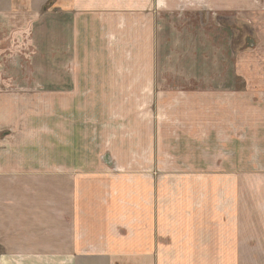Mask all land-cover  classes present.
Instances as JSON below:
<instances>
[{"label":"crops","instance_id":"crops-1","mask_svg":"<svg viewBox=\"0 0 264 264\" xmlns=\"http://www.w3.org/2000/svg\"><path fill=\"white\" fill-rule=\"evenodd\" d=\"M176 1L168 6V0H0V57L9 54L23 63L17 73L20 80L13 79V91L27 86L22 90L37 93L35 96L45 99L48 94L54 108L53 151L42 149L45 155L53 152L52 161L48 159L53 171L47 172L46 158L38 157L40 149L28 138L38 130L27 126L36 117H25L20 109L28 103L20 95L0 92V264H222V251L230 253L224 264H236L238 246L243 243L247 249L237 213L233 219L229 214L227 226L226 215L213 211L216 196L213 203H207V195L200 194L209 187L217 194L222 187V174L213 172L205 179L209 163L215 165L213 153L221 149L238 169L241 147L233 134L224 143L225 151L219 131H211L208 137L205 130L202 135L196 131L193 136L198 141L184 135L182 129L178 136H168L167 153L172 151L180 160L188 153L194 158L191 168L196 179L175 180L183 189H172L169 179L112 175L103 165L96 170L81 158L87 155L88 142L83 145L78 140L79 108L100 109L104 102L109 104L107 95L113 92L109 87L114 79L97 67L101 62L106 65L109 46L101 28L111 25L110 13L123 12L126 7L127 13L137 11L139 22L149 16L144 27L155 30L161 91L171 90L175 77L178 88L191 87L188 93L193 95L226 96L228 90L223 89L234 88L236 64L222 88V53L232 55L225 43L227 27L222 28L221 22L216 27L218 19L207 23L200 18L198 14L206 7L190 9L180 17L183 9L178 10L181 4ZM220 3L212 9L219 16L223 11ZM12 13H23L29 21L25 25L28 35L18 40L32 49L29 53L7 51L19 44L14 38L3 39L4 32L13 30L9 28L15 21ZM211 22L214 27L207 30ZM21 31L16 33L21 35ZM172 60L177 61L174 69ZM201 65L208 69L200 70ZM15 68L7 69V74ZM198 98L196 107L210 108L208 117L217 114L214 106L223 104H206ZM195 113L188 116L191 121ZM221 162L216 165L219 171H231L228 161ZM190 183L197 193L187 192Z\"/></svg>","mask_w":264,"mask_h":264},{"label":"rangeland","instance_id":"rangeland-1","mask_svg":"<svg viewBox=\"0 0 264 264\" xmlns=\"http://www.w3.org/2000/svg\"><path fill=\"white\" fill-rule=\"evenodd\" d=\"M220 1L223 11L219 16L212 9L217 8ZM172 2L177 1L168 0L167 5L171 6ZM178 4H181L178 10L183 9L179 13L180 17L186 14V11H191L190 9L200 10L206 7L205 12L198 14L200 18L202 16L207 23L218 19L214 22L216 27L220 25L218 22H221L222 28L227 27L229 35L226 36L225 43L232 55L229 56L228 52L222 53L225 67L222 68V88H225L229 73L234 72L232 65L236 64L238 77L234 81V88L230 91L223 89L228 90L225 92L226 96L222 93L193 95L188 93L191 87L178 88L179 81L175 77L171 90L161 91L158 86L163 81L160 75L157 76L159 65L155 30L153 27H144L145 19L150 20L149 16L145 15L144 20L139 22L137 11L127 13L126 7L123 12L117 10L110 13L113 16L109 18L111 25L105 30L103 25L101 28L109 46L108 55L104 56L106 65L101 62L100 67H97L102 74L114 79L109 87L113 92H108L109 104L104 102L100 109L95 106L88 109L79 108L78 140L83 145L88 142L85 149L87 155L81 158L96 170H100V165H103L105 171L112 175L127 174L138 177L141 174V177L152 181L169 179L172 189H183V185L175 180L180 177L196 179L192 176L191 168L194 158L191 160L193 155L188 153L180 160L172 151L171 154L167 153L168 136H178L179 129L184 131V135L194 139L196 131H200L202 135L205 130L207 137L211 131H219L221 148L225 151L224 143L229 141L233 134L239 141V149L241 147L238 169L232 164L234 161L228 160V156L220 152L221 149L218 153H213L210 158L216 159L215 165L209 163L211 168L206 171L205 179L211 178L213 172L222 174V187L216 190L217 194H213V187L206 188V191L200 190V194L203 192L207 195V203H213V196H216L213 211L225 214L226 219L229 214L233 219L234 213H237L239 233L242 235L243 231L242 241L248 245L247 249L243 243L238 246L236 264H264V0H178ZM51 6L52 3L48 4L47 10ZM245 7L254 9L247 13L243 12ZM231 8L238 10L229 11ZM22 14L12 13L15 21L14 26L9 28L14 31L3 33V39L14 38L19 43L14 47L15 50L7 51L29 53L32 50L18 41L28 35L25 25L29 21L24 19ZM214 25L211 22L207 30H212ZM17 31H21V35H18ZM2 50L0 48V52ZM91 60L88 61L94 64L95 60ZM207 60L209 61V58ZM22 65V60L12 59V55L0 57V71H4L0 75V92L20 95V99L28 103L20 108L21 112L25 117L35 116L36 120L29 122L27 126H30V129H38L28 138L32 139L33 146L40 149L38 157L46 158L45 171L51 172L53 169H50L48 159L51 158L52 161L53 152H50V155L47 152L45 155L42 149L45 152L47 148L53 151L52 96L46 94L44 99L42 96H35L37 93L22 90L27 86L21 88L23 92L13 91V79L20 80L21 74L18 76L17 73L21 71ZM176 66L177 61L172 60L171 68ZM12 67L16 68L7 74V69ZM202 69L208 68L201 65L200 70ZM197 97L206 104L223 103L219 108L213 107L217 116L208 117L209 107H196ZM34 103L38 106L34 107ZM87 110H90L89 114H85ZM183 111H189L190 114L196 111L194 119L191 121V117H188L190 114L184 116ZM102 116L105 117L103 122L100 120ZM221 160L229 162L231 171L218 170L216 165L221 164ZM193 184L187 185L189 194L197 193ZM206 207L209 211V206ZM224 221L228 226L229 220ZM227 247L229 246H222L225 249ZM229 255V252H221L222 264L229 259Z\"/></svg>","mask_w":264,"mask_h":264}]
</instances>
